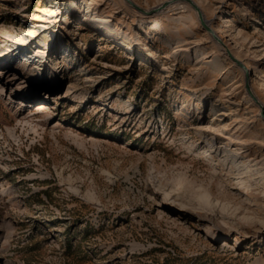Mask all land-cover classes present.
Segmentation results:
<instances>
[{
	"label": "rangeland",
	"instance_id": "374dc122",
	"mask_svg": "<svg viewBox=\"0 0 264 264\" xmlns=\"http://www.w3.org/2000/svg\"><path fill=\"white\" fill-rule=\"evenodd\" d=\"M191 1L248 76L185 1L0 0V264H264V0Z\"/></svg>",
	"mask_w": 264,
	"mask_h": 264
},
{
	"label": "bare ground",
	"instance_id": "6f19581e",
	"mask_svg": "<svg viewBox=\"0 0 264 264\" xmlns=\"http://www.w3.org/2000/svg\"><path fill=\"white\" fill-rule=\"evenodd\" d=\"M146 12H147V10H145L143 13H146ZM135 13H139V12L138 11H135ZM140 15L141 16H144L143 14H140ZM202 20H203V22H204V24H205V26L207 28L210 27V23L203 16H202ZM226 27L227 26H225V28ZM208 34H209V37H210L211 41L214 42L217 45L218 50L221 52L222 56H224L227 60H231L230 58H232V57L234 58L233 54L230 52V50L226 46H223V45H220V44L216 43V38H218L219 35H221V38H224V36H225V29L224 28H219V29H217V30H215V31H213L211 33L208 32ZM236 60L240 64H243L244 63L240 58H236ZM232 64H234V66H236L237 68L239 66L236 63H232ZM246 66L247 67L245 69H239L243 77L248 76V70L250 69V66L249 65H246ZM255 87H256V82L253 84V86H251V89L252 88H255ZM250 91H251L252 94H254L253 93L254 91L253 92H252V90H250ZM223 103H230V101L224 99ZM35 108H36V110H46V109H48V107L45 104H37L35 106Z\"/></svg>",
	"mask_w": 264,
	"mask_h": 264
},
{
	"label": "water",
	"instance_id": "95a60500",
	"mask_svg": "<svg viewBox=\"0 0 264 264\" xmlns=\"http://www.w3.org/2000/svg\"><path fill=\"white\" fill-rule=\"evenodd\" d=\"M125 2H127L128 4H130L135 10H137L138 12H144V10H141L139 7L135 6L134 4H132L130 2V0H124ZM177 1H185L187 2L191 7L192 9L197 13V18H198V21L200 22V24L204 27L205 30L209 31L210 33L212 32L209 28H207L202 20V13L200 11V9L191 1V0H177ZM167 4L169 3H165L163 4L162 6H160L159 8H162V7H165ZM234 63L238 64L240 68H245L242 64H240L235 58H230ZM246 83H245V88H246V91L248 93V95L253 99L255 100V98L253 97V94L251 93L250 91V86L248 84V79L246 78L245 79Z\"/></svg>",
	"mask_w": 264,
	"mask_h": 264
}]
</instances>
